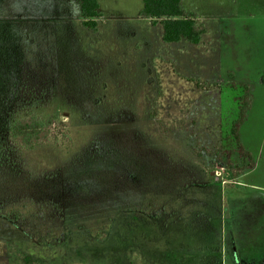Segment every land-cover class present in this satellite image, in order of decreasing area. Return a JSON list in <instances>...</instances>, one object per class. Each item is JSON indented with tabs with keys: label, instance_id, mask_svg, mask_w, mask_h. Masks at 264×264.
Returning a JSON list of instances; mask_svg holds the SVG:
<instances>
[{
	"label": "rangeland",
	"instance_id": "rangeland-1",
	"mask_svg": "<svg viewBox=\"0 0 264 264\" xmlns=\"http://www.w3.org/2000/svg\"><path fill=\"white\" fill-rule=\"evenodd\" d=\"M100 5L93 33L75 0H0V264H264V0H183L204 45L164 43L142 0ZM32 115L70 140L18 147Z\"/></svg>",
	"mask_w": 264,
	"mask_h": 264
},
{
	"label": "trees",
	"instance_id": "trees-1",
	"mask_svg": "<svg viewBox=\"0 0 264 264\" xmlns=\"http://www.w3.org/2000/svg\"><path fill=\"white\" fill-rule=\"evenodd\" d=\"M83 26L93 33L99 32L98 18L102 17L100 0H75ZM141 16L150 18L152 25L160 23L163 28L162 40L166 44L180 43L186 40L192 45H199L207 33L204 23L197 20L198 15L184 8L183 0H142ZM159 21V22H158ZM231 78L234 75L230 73ZM193 81V79H191ZM198 87L208 88V84H198ZM246 87V86H245ZM247 88V87H246ZM251 107L248 100L240 107V116L234 124L231 135L234 137L239 153L249 160V167H254L252 156L245 149L239 138V128L247 119V111ZM10 139L18 147L25 150H35L48 144L59 145L61 138L70 140L68 134L57 132L54 123L44 121L36 115L15 120L9 131Z\"/></svg>",
	"mask_w": 264,
	"mask_h": 264
},
{
	"label": "crops",
	"instance_id": "crops-1",
	"mask_svg": "<svg viewBox=\"0 0 264 264\" xmlns=\"http://www.w3.org/2000/svg\"><path fill=\"white\" fill-rule=\"evenodd\" d=\"M206 36H208V30L207 33L205 34L203 41L200 44L205 43V39ZM212 45V42L210 44V46ZM243 147L249 152V150L245 147L244 143L241 141ZM250 153V152H249ZM256 168V163L254 165L253 168L249 169L244 175H243V179L246 177H249V175L252 174V172L255 170ZM242 187L245 189V193L246 194H250V191L252 193V191L255 190H260V188H262L259 185H256L255 183H245L242 185ZM247 189V191H246ZM264 189V188H263ZM232 193L235 195L234 197H239V196H244L243 192H239L235 189L232 190ZM231 194V193H230ZM212 249H216V248H212ZM201 252H204L203 249H200ZM185 254V253H183ZM192 254V253H190ZM167 256V254H166ZM232 258V257H231ZM158 264H187V263H192V264H260V263H255V262H249L247 259H242L240 260L239 258H232V260H230V262L228 261V255L225 254L223 252L222 256H220V253L217 254L215 252V255H209L208 256L200 253L199 256H197L196 258L193 259V256H188V255H181L180 253H175L174 255H172L171 257H167L164 258L162 260V262H157Z\"/></svg>",
	"mask_w": 264,
	"mask_h": 264
}]
</instances>
